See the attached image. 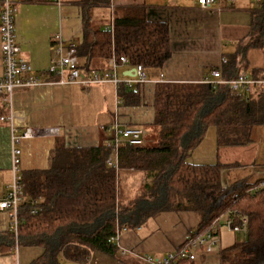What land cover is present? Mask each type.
I'll return each instance as SVG.
<instances>
[{
    "label": "trees",
    "instance_id": "obj_1",
    "mask_svg": "<svg viewBox=\"0 0 264 264\" xmlns=\"http://www.w3.org/2000/svg\"><path fill=\"white\" fill-rule=\"evenodd\" d=\"M111 26L85 21L78 57L88 63L125 57L129 66L147 72L161 70L171 58L170 26L149 20L145 6L115 8ZM247 48L264 51V4L253 14L252 34L242 53ZM236 66V58L230 59L223 71L236 78L241 74ZM118 88L125 104L140 105L138 91ZM154 109L151 141L145 137L142 146L122 145L116 167L107 164L111 152L104 144L73 150L59 144L62 164L23 174L22 223L17 239L11 229L0 233V255L13 256L18 243L19 248L42 250L29 264H62L60 257L75 262L79 256L74 249L116 257L118 245L112 239L118 231L144 227L164 213L192 212L200 221L192 236L209 231L217 219L238 225L246 217L247 236L220 250L221 264H264V187L251 191L259 182L224 187L225 165L191 161L210 127L217 130L219 147L247 145L252 128L264 125V91L234 94L226 86L159 83ZM126 172L144 177L143 192L132 200L123 194ZM176 264L195 263L179 259Z\"/></svg>",
    "mask_w": 264,
    "mask_h": 264
},
{
    "label": "crops",
    "instance_id": "obj_2",
    "mask_svg": "<svg viewBox=\"0 0 264 264\" xmlns=\"http://www.w3.org/2000/svg\"><path fill=\"white\" fill-rule=\"evenodd\" d=\"M64 4L71 7L68 17L82 18L79 45L83 42L85 21L95 27L108 28L112 24L115 8L145 6L149 20L169 24L172 56L161 70L146 71L149 82L132 87V90L138 91L140 105L125 104L119 96V88L112 83L91 90L75 85H58L60 76L51 74L49 67L54 57L52 38L59 34L61 28L62 8L52 0L19 1L15 21L20 56L31 65L35 76L44 82L38 87L19 89L13 95V110L17 113L19 134L28 127L59 129L58 136L39 137L20 144L22 175L32 171H51L53 167L62 164V159L57 160L59 144L67 150L90 149L102 144L106 146L113 139V133L108 128L116 123L121 127L142 128L147 138L155 119V91L159 83L199 84L209 78L213 70L222 68L223 71L228 61L235 58L238 72L264 78V51L247 48L242 53L252 34L253 14L261 8L264 0H216L208 9L202 8L199 0H110L109 5L66 0ZM78 59L81 69L91 72L108 70L112 61L97 59L88 63ZM223 60L227 64L223 65ZM134 68L118 63L116 71L120 79H125ZM2 74L0 40V78ZM223 75L229 77L224 71ZM6 114L7 110L0 98V117ZM109 150L112 154L113 151ZM191 161L210 164L219 162L225 165L222 172L224 187L236 183L257 184L264 176V125L253 127L250 142L238 147H219L217 130L210 127L203 142L192 154ZM12 181L11 129L8 123L0 121V195L7 193ZM143 181L141 174L124 173L121 182L124 196L132 200L141 194ZM154 221L157 231L154 230L156 232L150 235L152 241H149V246L162 256L170 253L171 248H180L188 236L198 229L200 222L192 212L164 213ZM154 224L152 226L155 228ZM141 228L123 236L122 243L120 241L117 244L118 253H121L116 257L74 249L79 256L78 260L74 262L60 257L61 263L146 264L132 251L131 254L122 253L126 251L123 246L138 244L141 241L140 235L145 236L144 233L139 235ZM10 229L8 214L0 212V233ZM220 237V250L238 241V236L227 228H221ZM32 253L31 257H22L28 259L27 264L37 259L42 250L37 248ZM12 259L13 256L0 255V264H12ZM197 264H221L220 251L205 255Z\"/></svg>",
    "mask_w": 264,
    "mask_h": 264
},
{
    "label": "built area",
    "instance_id": "obj_3",
    "mask_svg": "<svg viewBox=\"0 0 264 264\" xmlns=\"http://www.w3.org/2000/svg\"><path fill=\"white\" fill-rule=\"evenodd\" d=\"M21 0H0V40L1 51L3 57V74L0 78V98L7 110L5 116L0 117L1 122L9 124L11 129V154H12V172L13 181L5 195H0V212L7 213L11 220V230L18 236V228L22 223L19 216L20 207L25 201V192L23 187V177L20 171L22 151L18 146L25 140L35 139L39 137L58 136L59 129H36L26 128L22 134H19V127L16 124L17 113L13 110V95L19 89L33 88L42 85V82L35 76L31 65L20 56L21 49L16 38V12L17 4ZM259 2L263 0H257ZM58 7L64 6V0H52ZM216 0H199V5L208 9ZM112 28V26L110 27ZM52 51L54 57L51 59L49 72L59 75L58 85H75L85 90H91L93 87L112 83L116 87L125 85L132 88L134 85H143L149 82L146 70L143 66H137L131 75L125 79H120L116 68L118 63L128 64L125 57L112 58L110 67L103 72L85 73L79 64L77 55V45L72 41H64L61 34H57L52 38ZM227 64L223 60V65ZM202 84L212 85L214 88L219 86L228 87L232 93L237 94L245 92H263L264 78H254L247 73H241L236 78H225L222 68L213 70L210 77L206 78ZM113 133L112 141L107 143V148L113 153L109 156L107 164L111 167L117 166L119 148L128 144L130 146H142L145 143L146 132L142 128L121 127L114 124L108 128ZM113 155L115 156L113 159ZM264 187V176L257 186L251 191ZM222 227H226L234 234H243L245 237L248 232V219L240 218L238 225H233L231 221L226 220L222 223L221 219H217L212 228L198 236H188L186 241L178 248L175 253H168L162 259L146 258L143 259L146 264H176L179 259H190L197 264L205 255L220 251L221 237L220 231ZM123 231H118L112 242L118 244ZM18 243L14 248L12 264H20L18 257ZM123 255L128 254L127 251L122 252Z\"/></svg>",
    "mask_w": 264,
    "mask_h": 264
},
{
    "label": "rangeland",
    "instance_id": "obj_4",
    "mask_svg": "<svg viewBox=\"0 0 264 264\" xmlns=\"http://www.w3.org/2000/svg\"><path fill=\"white\" fill-rule=\"evenodd\" d=\"M65 1L66 0H64V2ZM70 8L71 7L67 4H64V6L62 7V23H61V28H59L58 33L62 35L64 41H72L78 46L79 42L81 40V36H82L81 35L82 34V24H81L82 18H80L78 16L68 17ZM152 135H153V133L151 131V133H149V135L146 139L147 140L150 139V141H151ZM20 147L21 146L19 145L18 148H20ZM114 157L115 156L113 155V159H114ZM154 223H155L154 220H150L148 223V226H144L143 228H141L142 231L139 232V235L144 233L145 236L140 235L141 241L138 244H135V245L128 244V246L127 245L123 246V249L126 250L128 252V254H131V251H132V253H135L141 259H146L148 257L153 258V259H157V258L162 259L163 257L167 256V254L164 256L159 255L156 251H152V247L149 246L150 245L149 241H152V238H150V235H152V233H155L157 231L156 224H154ZM222 223H224L223 219H222ZM153 224L155 225V228L152 226ZM222 229H226V228L222 227ZM154 230H156V231L154 232ZM135 231H137V230H128V231H126L127 233L123 232L121 234V237H120L121 243H122L124 235H126L128 233H134ZM145 233H147V234H145ZM148 233H150V234H148ZM235 235L238 236L237 237L238 241L239 240L242 241L245 239V236L243 234H235ZM118 247H119V245H118ZM36 249L37 248H35V247L18 248V257H20V264H27L28 259H25V258L22 259V257H31V254H33L32 251H34ZM175 251H176V249L171 248L170 253L174 254ZM215 252H218V250ZM39 253H40V251H39ZM119 253H121V251ZM119 253H118V255H119ZM120 256H121V254H120ZM127 257H129V256L127 255Z\"/></svg>",
    "mask_w": 264,
    "mask_h": 264
}]
</instances>
